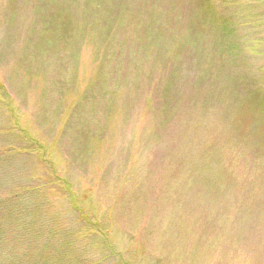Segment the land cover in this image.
Returning <instances> with one entry per match:
<instances>
[{"label": "rangeland", "instance_id": "rangeland-1", "mask_svg": "<svg viewBox=\"0 0 264 264\" xmlns=\"http://www.w3.org/2000/svg\"><path fill=\"white\" fill-rule=\"evenodd\" d=\"M206 1L0 0V201L35 196L78 264H264V0Z\"/></svg>", "mask_w": 264, "mask_h": 264}, {"label": "trees", "instance_id": "trees-1", "mask_svg": "<svg viewBox=\"0 0 264 264\" xmlns=\"http://www.w3.org/2000/svg\"><path fill=\"white\" fill-rule=\"evenodd\" d=\"M86 1L87 4H91V0ZM234 1L235 0H223L222 2L229 4ZM206 3L209 4L210 0H207ZM232 5H234V3ZM114 6V8L108 7L107 10H116L115 12L121 14L122 16L125 12L124 9H119L116 5ZM101 11L105 12V10L99 7L98 12ZM86 13L87 12L84 11L83 15ZM148 14H150V12ZM205 17V20L207 22L210 21L212 24L213 30L217 36L227 38V31L230 28V25L225 16L218 18L215 8L207 7L205 9ZM124 33L130 39V34L132 35V33H130L127 29ZM146 33L147 31L137 35L133 38L134 40L132 39L131 44L129 43V53L145 54L146 49L151 46L147 41ZM162 36V33H160L155 37L158 48L159 41L162 40ZM184 36L186 38L183 41L186 42V49L189 52H199L200 50H204L198 45L201 42L202 37L193 27H189L187 31H185ZM135 39L139 42L145 43L142 49L141 47H134L133 41H135ZM121 41L124 46L128 43V39L124 37ZM134 48H136V50H134ZM183 48L184 47H182L181 50H177V52L180 51L178 56L175 57V54H172L170 56V60L174 63L178 62L182 56ZM118 50L120 51L117 53ZM121 52V48H118L116 51L109 52L108 59H106L107 69L101 74L106 78L108 75L114 76L111 79L113 83H124L127 79L125 73L123 74V72L126 71L121 69V58L118 60ZM236 52L238 54L237 57H240L243 51L238 48ZM195 64L197 65L196 74L205 70L199 58L196 59ZM137 72L138 70L136 71L135 69L134 73L136 74ZM126 74L128 75V68ZM118 77H121L122 79H119ZM259 80L261 83L260 86H262L264 78L261 77ZM115 98L116 95L113 93L112 99ZM1 100L5 105H9L12 101V99L9 100L2 85H0V101ZM261 103L263 104V102ZM108 118L111 123L114 119L112 112H109ZM32 198H35V196L25 195L22 192H18L13 193L7 197V199L0 201V264H78L75 256L68 253L69 251H72L71 234H74V232H63V229L66 228L67 225H58V223H54L56 221H52L50 216L44 214L42 205L37 203ZM54 219L55 218H53V220ZM59 231H62V234L59 233ZM94 241L100 242L101 240L99 238H95ZM107 244L108 243H106V245ZM108 247L109 249L113 248L112 245H108ZM107 254L110 255V250ZM79 264L83 263L80 262Z\"/></svg>", "mask_w": 264, "mask_h": 264}]
</instances>
